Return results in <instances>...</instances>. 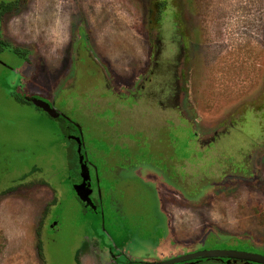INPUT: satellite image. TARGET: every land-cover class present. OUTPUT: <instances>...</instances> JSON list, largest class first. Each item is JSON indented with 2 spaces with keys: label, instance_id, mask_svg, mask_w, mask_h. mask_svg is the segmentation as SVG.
Segmentation results:
<instances>
[{
  "label": "rangeland",
  "instance_id": "1",
  "mask_svg": "<svg viewBox=\"0 0 264 264\" xmlns=\"http://www.w3.org/2000/svg\"><path fill=\"white\" fill-rule=\"evenodd\" d=\"M14 1L0 0V264L264 255V0ZM78 129L94 206L75 191Z\"/></svg>",
  "mask_w": 264,
  "mask_h": 264
},
{
  "label": "water",
  "instance_id": "2",
  "mask_svg": "<svg viewBox=\"0 0 264 264\" xmlns=\"http://www.w3.org/2000/svg\"><path fill=\"white\" fill-rule=\"evenodd\" d=\"M29 100L34 102V104L47 113H49L53 117H59V111L52 105L51 102L39 99L36 97H28ZM70 138L75 139L77 142V153L79 156V164L81 169V178L82 181L75 185V191L78 197L88 205L94 206V202L91 198V193L93 189L91 188V175L89 166L85 160V153L82 152L83 144L81 135L75 136L71 135ZM203 257H220V258H234L244 260L245 264H250L251 262H258L264 264V255L256 252H250L246 250H236V249H201L192 252H188L186 254H182L180 256L160 261V262H152L147 264H171L178 263L181 261H190L197 258ZM189 264H194V262H188Z\"/></svg>",
  "mask_w": 264,
  "mask_h": 264
},
{
  "label": "flooded vegetation",
  "instance_id": "3",
  "mask_svg": "<svg viewBox=\"0 0 264 264\" xmlns=\"http://www.w3.org/2000/svg\"><path fill=\"white\" fill-rule=\"evenodd\" d=\"M25 100H29L28 99V97H26L25 98ZM29 101H31V100H29ZM76 126V125H75ZM79 135H81V132L79 131V129H78V134L77 135H75V136H79ZM73 140H75V139H73ZM82 152H83V150H82ZM79 157V156H78ZM79 159V158H78ZM85 160H86V162H87V164H88V166H89V169H90V165L92 164V162H90V159L89 158H87L86 156H85ZM81 181H82V179H81ZM91 187H92V180H91ZM92 197V196H91ZM193 251V250H192ZM191 251V252H192ZM196 251V250H195ZM188 253V252H187ZM201 259H197V260H193V261H189V262H194V264H198L199 263V261H200ZM214 260H217V261H219V262H221L222 264H245V261L244 260H240V259H234V258H227V257H224V258H215ZM184 263H186V262H183V263H181V264H184ZM188 264V263H187ZM214 264H217V263H214Z\"/></svg>",
  "mask_w": 264,
  "mask_h": 264
},
{
  "label": "trees",
  "instance_id": "4",
  "mask_svg": "<svg viewBox=\"0 0 264 264\" xmlns=\"http://www.w3.org/2000/svg\"><path fill=\"white\" fill-rule=\"evenodd\" d=\"M14 2H17V0H15ZM12 3H13V2H12ZM6 5L9 6L10 3H9V4H7V3H3V4L1 5L0 14H2V11H3V9L5 8ZM0 44H1L3 47H4V46H8V44L5 43V42H3V40H0ZM17 51H18V50H17ZM75 155H76V158H78V154L75 153ZM38 248H39V250H38L39 255L41 256V255H42L41 244L38 246Z\"/></svg>",
  "mask_w": 264,
  "mask_h": 264
}]
</instances>
